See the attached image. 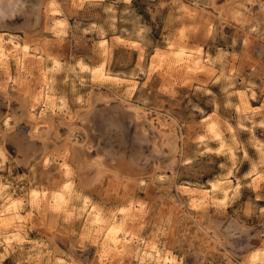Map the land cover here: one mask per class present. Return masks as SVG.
<instances>
[{
  "label": "rangeland",
  "instance_id": "374dc122",
  "mask_svg": "<svg viewBox=\"0 0 264 264\" xmlns=\"http://www.w3.org/2000/svg\"><path fill=\"white\" fill-rule=\"evenodd\" d=\"M4 39L0 264H264V0H0Z\"/></svg>",
  "mask_w": 264,
  "mask_h": 264
},
{
  "label": "bare ground",
  "instance_id": "6f19581e",
  "mask_svg": "<svg viewBox=\"0 0 264 264\" xmlns=\"http://www.w3.org/2000/svg\"><path fill=\"white\" fill-rule=\"evenodd\" d=\"M5 40V39H4ZM6 41V40H5ZM1 43V42H0ZM3 43V42H2ZM6 43H10L11 45V47L10 48H5L4 46H2V44H0V57H5V56H8V55H14L15 56V58H18L19 59V61L21 60V56H19V55H17V52H16V49H15V47H17L18 45H19V43H18V41H14L13 39H9V40H7L6 41ZM27 46V45H26ZM24 44H20V46H19V48H20V51L22 52V54L24 55V54H26L25 52L27 51V47H26ZM7 47V46H6ZM29 51V50H28ZM24 63V62H23ZM19 64V63H18ZM20 65V64H19ZM44 94V93H43ZM45 97H47L46 95H45ZM5 120L7 121V120H9V119H6L5 118ZM6 121H3V122H5L6 123ZM74 121V120H73ZM72 121V122H73ZM5 123H3L4 125H5ZM8 123V122H7ZM6 123V124H7ZM73 123H70V125H72ZM75 125V124H74ZM75 146V145H74ZM70 150L72 151V153H73V155H74V153L76 152V154L75 155H77V151L78 152H81V148L79 147V148H76V146L75 147H70ZM70 150H69V152H70ZM82 153V152H81ZM81 153H79L77 156H75V157H80L82 154ZM70 155H71V153H70ZM69 155V156H70ZM71 157V156H70ZM99 159V158H98ZM69 160V159H68ZM79 160V159H78ZM80 160H84L83 159V157L80 159ZM69 161H71V160H69ZM83 162H86L85 160L83 161ZM88 162V161H87ZM89 163V162H88ZM100 164L101 165V162L99 161L98 162V160H96L95 161V159H94V161H92L91 163H89V164ZM98 164V165H99ZM84 165V164H83ZM99 165V166H100ZM89 166V165H88ZM85 167V166H84ZM101 167V166H100ZM94 168V167H93ZM96 168H97V171L99 170L98 168L99 167H97V165H96ZM103 168V167H102ZM101 168V169H102ZM82 169V168H81ZM95 169V168H94ZM103 170H104V168H103ZM100 172H101V170H100ZM104 173V172H103ZM113 174V173H112ZM81 175V174H80ZM98 175V174H97ZM114 175V174H113ZM82 176H84L83 175V173H82ZM87 176V175H86ZM86 176H85V178H86ZM84 179V178H83ZM114 179H115V177H114ZM118 182V181H117ZM235 188V187H234ZM236 188H237V186H236ZM214 189V188H213ZM234 190V189H233ZM221 192H223V191H221ZM227 192V191H226ZM225 192V193H226ZM7 197H5L4 196V192L2 191L1 193H0V206H2L3 205V207H5L2 211H0V217L1 216H6V215H10L11 216V221L10 222H5L4 221V223H3V220H0V229H6V231L7 232H10V231H12V230H15V232L17 233V231L19 230V228L17 227V226H15L14 225V223L13 222H16V218H15V213H16V211L15 210H13L14 208H11V205H10V202L8 201V199H6ZM59 198H61L60 196H59ZM3 200H5L4 202H2ZM194 203V202H193ZM16 208V207H15ZM122 212V211H121ZM91 224H93V225H101L102 224V222H103V220H104V218H103V216L101 215V213H99V211H97V210H95V209H91ZM21 230V229H20ZM14 232V231H13ZM15 233V234H16ZM125 233V232H124ZM124 233H122V230H121V224H120V221L118 222V221H115V219L113 218V219H111L110 220V223L107 225V227L105 228V232H104V236H103V239H104V242H103V245H105V246H116L117 244H118V242L119 241H121L122 239H125V234ZM18 234V233H17ZM5 235H6V233H5ZM13 237L11 236H9L8 234L2 239V240H0V243L1 242H4V243H6V244H8L9 243V241H11V239H12ZM5 244V245H6ZM159 252L160 251H158L155 247H148V249L147 250H143L142 251V260L144 261L145 259H147V260H152V259H155V264H173V261H172V258H169L168 256H161L160 254H159ZM262 252H264V251H262ZM262 255H264V253H261ZM254 257H253V259L255 260V259H257V254H256V252H255V254L253 255ZM154 262V261H153ZM177 263V262H176ZM175 264V263H174Z\"/></svg>",
  "mask_w": 264,
  "mask_h": 264
}]
</instances>
